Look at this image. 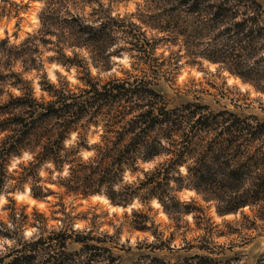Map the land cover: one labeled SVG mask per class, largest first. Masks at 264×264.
I'll return each mask as SVG.
<instances>
[{
    "label": "clouds",
    "instance_id": "9594fccd",
    "mask_svg": "<svg viewBox=\"0 0 264 264\" xmlns=\"http://www.w3.org/2000/svg\"><path fill=\"white\" fill-rule=\"evenodd\" d=\"M231 3L236 13L232 23H247L243 29L225 32L227 24H213L211 13H191L188 5L172 13L179 17L180 30L163 28L151 17L173 7L168 0H0V42L6 41V49L13 50L12 54L0 50V73L17 74L30 88L31 99L37 105H47L59 99L57 93L72 104L73 98L91 88L89 81L100 88L107 82L120 83L125 77L134 81L143 71L144 79L151 82L148 87L166 100L181 98L228 113L242 112L250 117L245 123L254 128L264 119V5L257 6L253 0ZM81 27L89 31H79ZM145 42L150 47L143 51L136 46ZM0 89V103L25 95L24 85L15 84L13 79L0 82ZM151 99L146 93L132 97L133 104L144 106L119 117L115 110L93 116L96 108H89L63 131L55 157L41 158L43 140L26 141L8 154L0 177V259L4 264H9L19 249L41 240L44 248L38 249L33 264H44L62 252H79L69 264H87L91 253L80 252L83 245L68 240V246L61 248L56 240L49 241L50 236L63 232L73 238L91 235L107 239L114 252L120 251L125 260L138 264H152L150 257L157 253L175 264L188 245L199 244V238L207 236L216 255H229L231 248V264H256L264 254V218L257 214L264 200H248L236 211L218 210L250 194L264 178V135L247 138L227 165L221 163L224 157L216 160L214 151L202 156L203 144L225 127L224 117L218 124L194 130L201 113L189 116L181 111L134 143L115 169V179L95 185L84 196L65 194L76 166L97 168L105 148L112 147L113 119L126 124L148 111ZM141 129L137 126L128 132L116 151ZM10 131L0 130V143ZM192 136L199 143H192ZM185 140H189L187 145ZM257 145L260 150L250 158L251 147ZM237 162L243 166L239 167V180L233 183L230 173L238 167ZM201 165L211 168L212 179L222 190L205 191L198 186L195 172ZM25 169L33 174L18 181ZM157 180L165 185L163 195L160 190L149 194L151 184L141 187ZM81 207L89 211L80 214ZM198 208L204 210L207 222L198 219ZM135 214L147 217L143 230L132 223ZM228 225L233 231H227ZM99 259L109 264L106 256ZM116 264L124 262L118 259Z\"/></svg>",
    "mask_w": 264,
    "mask_h": 264
},
{
    "label": "trees",
    "instance_id": "16d2710c",
    "mask_svg": "<svg viewBox=\"0 0 264 264\" xmlns=\"http://www.w3.org/2000/svg\"><path fill=\"white\" fill-rule=\"evenodd\" d=\"M173 7L165 9L164 13H160L151 17V19L160 24L163 28L176 31L181 29L179 17L172 15L175 13L178 7L188 5L187 10L191 13L202 14L205 12L211 13V21L213 24L221 23L227 24L225 32H230L233 28L240 30L243 29L247 21H241L240 23L233 24L236 13L233 11L235 5H232L231 0H216L215 3H209L208 0H168ZM243 3V0H240ZM257 5H263L258 0H253ZM161 17H164L162 20ZM198 18V17H197ZM73 21V24H76ZM79 31H89L82 27ZM79 31L74 29V34L79 38ZM261 34H264L262 30ZM94 38V37H90ZM99 46V45H97ZM142 51L150 45L145 42L144 46L136 45ZM0 50H5L9 54H12L13 50L6 49V41L0 42ZM21 52H16L15 55L19 56ZM147 71L151 72L152 68L146 66ZM7 79H13L15 84H23L25 89V95L18 98L10 97L6 103H0V130H11L10 135L3 143H0V177L3 176V162L6 160L9 153L15 151L19 145H23L26 141L31 142L34 140L36 143L44 141L41 158H46L49 155L55 157V154L59 150V140L63 136V131L67 129L71 124L75 123L89 108L95 107L96 111L93 116L100 114L102 111L104 114H111L115 110L117 116H123L125 113L131 115L137 108L143 107V104H133L132 97L139 96L142 93H146L151 96L152 99L148 102V111L140 112L138 116L128 120L126 124L122 123L120 119L114 118L112 121L110 142L112 147L105 148L104 159L97 168L88 169L84 166L77 165L73 180L65 186L67 193L77 192L80 196H84L89 189H92L95 185L103 183L105 181H111L115 179V169L123 162L129 155V149L138 140L145 139V134L154 130L155 125L164 121H170L173 117L177 116L181 111L187 113L189 116L195 115V113H201L196 124L193 126L194 130L197 127L208 128L214 124H218L221 117H224L223 127L218 133L213 134L212 138L207 140L201 148L202 156L208 152L214 151V156L217 161H221V157H224L221 162L222 165H227L229 158H234L241 146L246 144L247 138H255L258 135H264V121L259 120V123L253 128L248 126L245 122L250 117H242L235 112L228 113L223 110H212L208 105L185 103L180 107L168 108L166 105L169 103L164 96L155 88L148 87L150 81H146L143 77V71L140 76L134 81H129L127 78H123L120 83L107 82L100 88L89 81L91 85L90 89H86L81 96L73 98V103L68 104L65 102V98L57 93L59 99L50 101L47 105H37L35 101L31 99L30 88L23 82L20 77L11 73L9 76H5L0 73V82ZM2 94V89H0ZM159 104V107L156 105ZM59 105V106H57ZM20 109V111H16ZM155 109V111H153ZM64 117H67L64 119ZM63 119V123L60 121ZM258 119V118H257ZM12 125L17 127L12 128ZM137 126H142L141 133L137 136H133L129 143L116 151L117 146L120 145L128 132L134 131ZM172 128H175V123H172ZM167 134V133H166ZM192 143H199V140L192 136L190 138ZM189 140H185L187 145ZM235 145V147H233ZM154 150V149H153ZM260 150V146H252L249 157H254ZM183 149H181V152ZM244 163H247L245 161ZM238 167H234L230 173L232 182L235 183L240 178L239 167L243 165L237 162ZM31 169H25L19 177L18 181L22 180L27 175H32ZM167 177V172L164 173ZM195 179L198 186H202L205 191H220L222 186H218L212 179V170L206 165H201L195 172ZM3 184V180L0 179V185ZM151 184V187H148ZM141 187H148V193H154L157 190L161 191L163 195V189L165 185L160 181L147 182L142 184ZM39 194V190L34 189ZM248 200L257 201L264 200V178L259 179L255 189L246 194L245 197L230 201L225 209L218 211H236L242 207ZM175 203L172 207H175ZM11 210L12 205H9ZM201 212V216L198 218L201 221H206V217L203 215V209L198 208ZM262 218H264V207L258 210ZM138 214H135L137 216ZM143 220L137 226V229L143 230L144 220L147 218L142 215ZM207 222V221H206ZM49 241L56 240L61 248L67 247L65 241H68L69 237H64V234H54L50 236ZM45 241L41 240L36 245L25 246L13 253L14 259L9 260V264H33V261L37 259V251L39 248H44ZM198 249L203 250V254H194L189 256L180 264H231L229 260L223 261L216 257L212 249L209 247L201 246ZM47 251V249H44ZM59 256L50 257L44 264H69L70 260L59 259ZM153 264H170L163 259L152 258ZM0 264H4L3 259H0ZM259 264H264V255Z\"/></svg>",
    "mask_w": 264,
    "mask_h": 264
},
{
    "label": "rangeland",
    "instance_id": "374dc122",
    "mask_svg": "<svg viewBox=\"0 0 264 264\" xmlns=\"http://www.w3.org/2000/svg\"><path fill=\"white\" fill-rule=\"evenodd\" d=\"M260 1L263 5H264V0H258ZM17 27H18V24H17ZM126 78V77H125ZM211 87H214V85H210ZM169 103H171L173 106L171 108H175V107H180L182 105H185V103H188V102H185L183 101L181 98H173V99H170V100H167ZM203 104V103H201ZM204 105H208V104H204ZM212 110L214 111H217V110H220V109H217L215 107H212L210 105H208ZM237 114H239L240 116L242 117H249L247 114L245 113H242V112H235ZM259 119V118H258ZM261 121H264V119H259ZM65 194H67L66 190H65ZM11 206V205H10ZM63 209L61 208V211ZM89 211V209L87 208H84V207H81L80 209V214H84V213H87ZM258 215H260L259 211L257 213ZM142 215L144 214H138L137 216L134 215V219L132 221V223L137 227L139 225V223H141V221L143 220V217ZM261 216V215H260ZM262 217V216H261ZM244 219H247V217H244ZM205 221V220H204ZM206 222V221H205ZM253 226H255L254 222H253ZM200 227V224L198 223L197 224V228ZM226 229L228 232H231L233 231V229L231 228L230 225L226 226ZM139 230V229H138ZM208 231H211V228L210 226L207 228ZM235 231H239L238 229L235 230ZM61 234H64V237H69L70 239L69 240H74V243H77V244H81L83 245V248L80 249L79 251L80 252H84V251H87L89 253H91V255L88 257L87 259V264H92V261L93 260H96L97 261V264H102V261H100V257H107L108 261H109V264H116V261L118 259L122 260L124 262V264H138V261H132V260H125V257L124 256H121L120 254V251H113V249L111 247L108 246V241L107 239H102V238H99V237H92L91 235L89 236H75L73 238V236H70L68 235L67 232H63ZM221 235L224 234V231L221 230L220 232ZM94 240L95 243H88L89 240ZM201 240V243L199 244H190L186 247V249L184 250V254L182 256H179V257H176L175 258V264H180L183 259L189 257V256H192L194 254H203L205 253L203 250H200L199 249V252H196V253H193L192 252V249L193 248H199L201 246H205V247H209L208 246V239H207V236H203V237H200L199 238ZM68 246V245H67ZM165 245H161L160 247H164ZM228 253L229 255H217L216 257L222 259L223 261L225 260H229L231 262V260L234 258L230 255L231 253V248L228 249ZM76 255H79V252H71V253H61L60 254V257L59 259L63 260L64 262V258L66 260H70L72 261V257L73 256H76ZM126 255V254H125ZM264 254H261L260 255V258L256 261V264H259L260 260L262 259ZM159 258V259H163L165 260L166 262L172 264V259L168 256H164V257H161L158 253L156 255H153L151 256L150 258ZM141 259H143L144 257L141 256L140 257ZM153 264V263H152Z\"/></svg>",
    "mask_w": 264,
    "mask_h": 264
}]
</instances>
